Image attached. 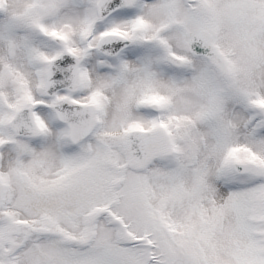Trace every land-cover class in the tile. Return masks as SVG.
Listing matches in <instances>:
<instances>
[{
  "label": "snow or ice",
  "instance_id": "obj_1",
  "mask_svg": "<svg viewBox=\"0 0 264 264\" xmlns=\"http://www.w3.org/2000/svg\"><path fill=\"white\" fill-rule=\"evenodd\" d=\"M0 264H264V0H0Z\"/></svg>",
  "mask_w": 264,
  "mask_h": 264
}]
</instances>
